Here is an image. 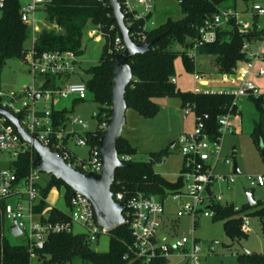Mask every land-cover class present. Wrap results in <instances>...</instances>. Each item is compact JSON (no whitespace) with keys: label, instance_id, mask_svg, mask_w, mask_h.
Returning <instances> with one entry per match:
<instances>
[{"label":"built area","instance_id":"1","mask_svg":"<svg viewBox=\"0 0 264 264\" xmlns=\"http://www.w3.org/2000/svg\"><path fill=\"white\" fill-rule=\"evenodd\" d=\"M5 1L0 0V9L5 6ZM181 1L179 0L180 3ZM20 2L21 20L33 28V44L27 50L26 58L23 60L28 66L32 84L25 86L20 91L0 90V107L18 117L23 129L33 139H37L51 151L57 152L76 170L82 173H99L102 170L100 145L91 146L89 144L85 132L94 131L90 130L89 123L79 117H74L71 121L73 126L84 129V132L77 136V144L89 148L87 159L75 160L73 153L68 148L69 139L73 136L71 134L75 133L68 131V121L65 125H56V120L53 117L55 104L61 98H69L73 95L76 99L86 100L89 95L85 80L77 82L69 80L71 75L81 68V60L79 59L81 54L75 50H49L39 53L35 46L37 34L44 28L59 30V27L37 18L39 11L45 12L48 0H20ZM120 4L128 27L133 28L136 20L145 21L144 30L139 32L131 30L130 34L136 43H146L148 40L145 30L156 26V22L151 16L154 12L153 0H120ZM246 14L250 16V19L244 18L236 10L220 9L212 19L207 20L200 27L199 38L189 48L187 55L196 59L199 46L206 42L215 41L218 28L232 19L236 20L241 34L260 36L261 38L255 41L264 44V0H252ZM95 26L103 38V26L100 24ZM253 41L254 39L251 41L246 39L243 45V51L247 53L248 60L243 61L235 73L222 75L224 80H227L230 75H237L239 84L236 87L210 88L206 78L196 72L195 81L197 85L194 91L196 93L232 94L235 96L236 102L249 95L260 96L262 94L260 89L255 82L249 79V75L253 72L256 63L260 62L256 74L264 76V54L261 51H251ZM124 48V43L118 35L114 46L116 54L122 52ZM39 77H41L42 82L36 83V78ZM53 77H59L65 81L62 85L52 86L50 84ZM172 80L176 81V78ZM192 113L195 115L194 129L191 132L182 133L176 141L183 156L180 176L183 178L184 185L181 191L170 194L164 201L155 195L140 193L130 196L122 191L113 192L115 201L125 202L126 208L123 211V216L132 235V243L125 255L126 259L136 260L141 264H151L158 256L168 258L178 250L184 251L189 264H200L203 249L193 234L202 217H214L215 212L212 205L222 203L223 196L214 191L213 185L223 180L235 181L234 174L229 177L216 174V168L220 161L234 166V160L231 157L223 156V148L227 134L239 130V126L231 122L233 113L223 114L218 117L217 135L212 138L206 122L209 119V114H198L195 104L187 103L183 106L182 114L185 118ZM94 117L98 121L96 129L106 130L108 127L107 119L110 116L103 115L100 121L98 110L94 113ZM29 148L33 149L32 144L25 142L10 119L0 113V150L11 153L13 159H17L21 153ZM120 158L122 160L130 159L129 156H120ZM41 178V172L33 165L30 174L21 180L18 178L15 169L9 168L0 171V218L4 220L2 233L4 234L6 221H9L11 226L17 224L21 234L27 236V244L31 250L30 258L33 262L38 258L37 251L45 248V244L51 235L75 233L74 225L76 223L86 230L91 243L98 241L100 235L108 232L97 224L91 201L81 194L71 197L68 208L65 210L69 220L51 219L50 212L54 206L49 205V196L45 198L47 205L43 211L37 213L35 207L41 199H44L39 188ZM249 178L256 184L264 185V175ZM208 187H210V193L207 191ZM12 197H17L13 203L9 202ZM168 200L179 204L176 213L178 218L186 215L191 217L193 224L191 240L183 236L168 243L167 239L161 237L160 232L166 212L165 203ZM241 229L243 232L250 230L248 217H243ZM213 250L215 248L211 247L210 252Z\"/></svg>","mask_w":264,"mask_h":264},{"label":"trees","instance_id":"2","mask_svg":"<svg viewBox=\"0 0 264 264\" xmlns=\"http://www.w3.org/2000/svg\"><path fill=\"white\" fill-rule=\"evenodd\" d=\"M109 0H48L45 9V20L50 24H56L59 30L44 28L37 34L35 41L36 50L39 53L49 50H75L82 54L83 34L88 25H102L104 30V45L98 63L89 68V79L86 80L89 93L99 104V119L103 115L110 116L112 106V72L116 59L114 46L118 37V29L112 21V14L108 10ZM182 17L179 19L168 18L167 21L156 24L155 27L145 30L147 40L159 38L151 49L145 54H138L130 60L133 67V80L126 93L129 107L135 108L140 113L151 116L155 114L159 106L157 98L175 97L181 102V106L187 103L195 104L198 114H209L206 121L212 138L217 135L218 117L231 112L238 114V104L235 96L228 93H196L195 91H183L177 86L175 61L181 56L185 69L190 73H196L195 60L187 55L189 48L199 38V29L207 20L214 17L222 8L235 10L237 0H182L180 3ZM20 0H6L0 17V74L3 65L8 59L25 60L26 52L33 44V28L24 23L20 17ZM153 16V15H151ZM145 21L136 20L131 30L139 32L144 30ZM260 36L254 34H241L235 19L225 26L218 28L216 39L199 46L198 54L210 57L219 74H233L243 61L248 60L247 53L243 51L246 39L257 40ZM133 41H135L132 36ZM179 44L182 49L175 50L174 44ZM112 50H114L112 52ZM0 90L1 85H0ZM260 110L259 117L255 121L252 136L264 153V93L260 96L249 95ZM79 100V99H76ZM75 100V101H76ZM238 101V100H237ZM70 110L53 111L56 125L66 124ZM103 131L95 129L87 131L85 135L91 146L99 145ZM67 141V140H66ZM120 156H129L124 167L117 169L116 179L112 191H122L127 195L136 194L155 195L161 201L167 199L170 194L181 191L184 185L182 176L177 179H169L155 171L154 162L159 157H164L167 152H152L148 160H137L133 156L136 148L121 137L117 142ZM34 161L32 148L21 153L19 158L11 161L10 169H15L21 180L28 176ZM46 176L39 183L44 199H41L35 207L37 213H41L51 191L66 187L64 195L65 203L71 200V188L62 180L41 172ZM212 209L215 212L213 218L224 219L226 231L242 234V219L230 220L229 217L240 210L234 209L231 204L214 203ZM264 218V205L256 211ZM53 220H69L68 214L56 206L50 212ZM4 220L0 218V264H33L30 258L29 244H12L2 233ZM173 227L178 226L179 221L172 222ZM110 235V246L106 252H99L92 248L86 233H57L51 235L45 248L38 252L37 264H141L125 258L132 243L130 227L124 223L107 232ZM240 256V255H239ZM242 263L264 264V253L249 252L241 256ZM35 260V261H37ZM165 256H158L151 264H168Z\"/></svg>","mask_w":264,"mask_h":264},{"label":"rangeland","instance_id":"3","mask_svg":"<svg viewBox=\"0 0 264 264\" xmlns=\"http://www.w3.org/2000/svg\"><path fill=\"white\" fill-rule=\"evenodd\" d=\"M154 12L152 19L156 24H161L172 17L179 19L182 17L181 6L179 0H153ZM237 12L244 8L243 2H239ZM2 11L0 10V17ZM39 20H45V12L37 13ZM104 45L103 38L96 30L95 25H88L83 34L84 52L79 56L81 60V68L75 74L71 75L70 81L88 80V70L96 65L102 54ZM175 50H181L179 44H174ZM196 72L204 77L219 78L220 75L216 68L211 65L210 57L198 54L196 56ZM175 71L177 86L183 91H194L196 81L195 74L185 69L182 57L179 56L175 61ZM65 80L53 77L51 84L62 85ZM42 82L41 77L36 78V83ZM32 84V77L28 71L26 62L21 59H8L3 65L0 74V85L4 91H20L25 86ZM219 87V85H212ZM258 87V86H257ZM259 88V87H258ZM262 92V91H261ZM156 102L159 106L158 111L146 116L133 107H129L126 111V124L123 127L122 137L126 139L131 146L136 148V154L133 156L137 160H148L152 152H167L162 162L155 159V171L163 176L175 180L178 178L182 170L183 156L180 152L179 144L172 146L173 142L184 132L192 131L195 125V115L192 113L186 118L182 114L183 106L178 98L161 97ZM239 113L231 116V122L239 126V130L228 133L224 140L223 156H229L236 160L239 172H234V166L220 161L217 164L216 174L230 176L235 175L234 182L225 180L216 182L213 189L217 194H222V204H231L234 209L240 210L237 214H232L229 219L235 220L248 217L250 221V230L247 232L229 233L226 231L224 219L221 217H202L194 232L197 243L203 249L201 253L200 264H249L242 263L241 255L244 250L250 252L264 253V218L256 211L264 205V185L254 183L249 177L264 175V153L260 150L259 144L254 140L252 131L254 123L259 117L260 110L254 100L248 97L240 98L237 101ZM99 104L94 100L92 94L89 93L86 100H76L75 96L69 98H61L57 101L54 110H70L67 114L68 131L75 134L70 137L68 148L74 155L75 160H84L89 157V148L87 146L78 145L77 136L84 132L79 126H73L71 121L74 117H79L83 121L88 122L90 130H95L98 124L94 113L98 111ZM235 148V150H233ZM13 156L9 152L0 150V171L10 168ZM46 176H42L44 180ZM56 190V191H55ZM252 193L255 201L253 205L248 203L246 192ZM66 187L63 185L59 189L51 191L50 195H55L57 200H50V203L62 210H67L64 200ZM17 197H12L9 202L13 203ZM179 204L171 201L165 203V219L162 231L168 233V243L175 238L186 236L192 239V219L189 215L181 218L178 226L173 227L172 220H178L177 209ZM46 214V213H44ZM242 225V224H241ZM11 223L5 222L4 236L16 245L27 244L26 234L15 236L10 232ZM242 230V229H241ZM75 233H86V230L79 224L74 225ZM110 246V235L104 233L100 235L98 241L92 243V248L99 252H106ZM215 250L210 252V248ZM240 255V256H239ZM168 264H189L185 257L184 251H175L173 255L168 257ZM34 261L33 264H37ZM69 264V263H65ZM73 264H82L74 262Z\"/></svg>","mask_w":264,"mask_h":264},{"label":"water","instance_id":"4","mask_svg":"<svg viewBox=\"0 0 264 264\" xmlns=\"http://www.w3.org/2000/svg\"><path fill=\"white\" fill-rule=\"evenodd\" d=\"M108 10L112 14V21L118 29V34L124 43V50L116 55L114 70L112 72V106L110 117L107 119L108 127L103 131L99 141L102 170L99 173H82L76 170L71 163H67L57 152L43 146L37 139H33L19 122V118L0 107V113L7 116L15 126L23 140L32 144L34 151L33 167L56 179L62 180L71 188L72 197L81 194L87 197L95 210L97 224L108 232L117 226L126 223L123 216L125 202H117L114 199L112 186L116 179L117 169L124 167L125 162L120 158L117 142L122 137L123 127L126 124V111L129 104L126 93L133 80V67L130 60L138 55L147 53L159 38L149 40L146 43H136L130 34L131 28L126 25L120 0H109ZM176 142H173L172 146ZM162 157L157 159L161 162ZM234 172L239 168L234 160ZM210 193V187L207 188ZM247 199L250 205L255 203L252 193L247 191ZM10 232L19 236L21 230L17 224L10 227ZM175 246V243H173ZM245 253L250 251L244 250Z\"/></svg>","mask_w":264,"mask_h":264},{"label":"crops","instance_id":"5","mask_svg":"<svg viewBox=\"0 0 264 264\" xmlns=\"http://www.w3.org/2000/svg\"><path fill=\"white\" fill-rule=\"evenodd\" d=\"M239 2H243V5H244V8L239 13H241L244 18L250 19V16L248 14H246V13H247V11L249 10V8L251 6L252 0H237V6H238ZM237 6H236V9H235L236 11H238L237 10V8H238ZM225 25L226 24H224L222 26H225ZM251 51H253V52L261 51L264 54V44H261V43H259L257 41H253L252 42V45H251ZM241 65H242V63L240 64V66ZM259 65H260V62H257L256 65H255V67H254L253 72L249 75V79L252 80L253 82H255V84L259 87L260 91H262L261 93L263 94L264 93V76H258V74H256V70L259 67ZM219 75H220L219 78L205 77L206 78L205 80L208 83V87H210V88L212 87L214 89H225V88H233V87H236L239 84V78H238L237 75H235V76H231L230 75V77L227 80H224L222 78V75L223 74H219ZM176 83H177V79H176ZM213 84L214 85L217 84V85H219V87L212 86ZM196 85H197V83H196ZM75 100H76V98H75ZM188 132H191V131H188ZM184 133H186V132H184ZM233 150H235V148ZM162 161H163V158H162L161 162ZM182 165H183V163H182ZM49 196L52 197L50 200L52 201V204H54L53 202L57 200V197L55 195H53V196L52 195H49ZM48 200H49V197H48ZM52 206H54V205H52ZM183 217H185V216L180 217L178 219V221L180 222L181 218H183ZM172 221H175V220H172ZM160 235H161V237L163 239H167L168 240V233L167 232H164V231L161 230Z\"/></svg>","mask_w":264,"mask_h":264}]
</instances>
